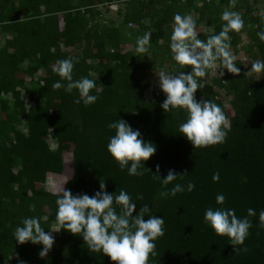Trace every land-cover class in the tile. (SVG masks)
I'll use <instances>...</instances> for the list:
<instances>
[{
	"label": "trees",
	"instance_id": "obj_1",
	"mask_svg": "<svg viewBox=\"0 0 264 264\" xmlns=\"http://www.w3.org/2000/svg\"><path fill=\"white\" fill-rule=\"evenodd\" d=\"M229 1L0 0V264H114L109 257L90 252L82 236L64 229L56 232L45 257L39 255L42 245H21L13 238L27 217L39 218L46 232L53 225L59 229L55 219L59 193H51L45 180L47 174L66 169L64 187L73 195L92 196L103 179L109 193L124 190L132 197L137 204L133 215L148 205L151 215L163 217L164 235L155 241L149 264H264V229L259 227L264 211V72L248 75L236 60L239 75L224 70L220 77L218 69H210L198 78L204 86L195 94L197 101L208 100L222 109L214 90L218 86L232 97L233 114L228 117L222 109L228 121L223 144L197 149L178 132L186 113H165L160 106L165 95L156 84L150 86L146 75L154 63L170 75L191 71V66L180 67L172 59L174 17L192 15L198 38L206 41L222 30L221 5ZM111 2L122 7L113 20L103 23L99 7L106 9ZM237 6L247 22L241 30L249 33L250 41L241 40V31L232 32L230 48L235 52L241 46L240 53L254 62L264 61V42L257 36L264 31V12L252 17L256 8L264 11V0H236ZM149 32V52L138 55L137 38ZM69 57L79 61L74 80H95L90 94L98 96L96 103L86 107L74 102L79 99L76 90L68 94L52 89L60 79L52 67ZM119 119L156 147L144 162L149 170L143 169V176L121 171L107 151L114 135L108 124ZM157 165L161 179L169 169L186 172L174 182L184 185L185 191L161 197L162 185L153 176ZM217 172L220 179L213 182ZM189 182L195 185L191 192ZM218 194L226 197L223 207L253 225L240 246L246 251L236 253L227 237L215 235L203 223L205 210L219 207ZM32 204L34 212L29 210ZM250 208L255 216H247Z\"/></svg>",
	"mask_w": 264,
	"mask_h": 264
},
{
	"label": "clouds",
	"instance_id": "obj_2",
	"mask_svg": "<svg viewBox=\"0 0 264 264\" xmlns=\"http://www.w3.org/2000/svg\"><path fill=\"white\" fill-rule=\"evenodd\" d=\"M228 3L230 6L228 8ZM236 0L225 2L227 10L221 14L222 30L209 37L206 41L198 38L196 22L190 15H176L174 27L170 36V51L172 59L180 67L191 66V71L179 72L177 75H170L161 70L156 87L165 95L160 105L165 113H175L182 110L186 113V121L178 127L180 136L184 137L194 149L207 148L217 144H223L227 137V123L224 109L217 94L222 109L215 103L208 100L196 99V92L204 85L198 78H204L208 70L219 68V76L223 77L225 71L239 75L240 68L234 63V56L230 51V33L239 32L244 28L246 18L240 7H235ZM122 6L118 3H108L106 9L109 13L116 15ZM232 7L236 11H231ZM255 8V7H254ZM100 10V9H99ZM101 11V10H100ZM112 11V12H111ZM258 9L253 10L252 17L260 14ZM263 9L261 14H263ZM102 15L105 14L101 11ZM106 13V11H105ZM260 14V15H261ZM111 16V15H110ZM112 17V19L114 18ZM248 18V16H246ZM103 23L106 19L102 18ZM95 22V21H93ZM100 22V21H99ZM90 25V24H89ZM130 26V23L128 24ZM261 42H264V31L257 32ZM151 33H145L137 38L135 52L138 55L146 54L150 48ZM78 59L69 57L58 60L52 67V72L60 79L52 85L53 90L63 89L66 93L72 94L73 90L78 93L79 99L74 102L84 106H90L98 100L97 95L90 94L96 88L93 79L81 77L73 79V70ZM264 72V61L257 60L251 64L249 74ZM44 87V82H41ZM218 93V92H217ZM232 108V107H231ZM109 130H114V135L109 138L107 151L110 157L116 162L121 171L127 169L130 176H143V169L155 153L156 147L152 142H145L139 130H134L125 120L119 119L108 124ZM149 170V169H147ZM155 179L162 185L160 196L163 198L175 197L178 193L185 191L181 183H174L183 179L188 174H177L175 170L169 169L165 178H160V166H156ZM61 174V173H60ZM45 184L51 193H59L56 199V224L59 229L46 232L41 227L39 218L27 217L17 226L13 238L19 244L32 243L42 245L39 255L45 257L53 248L55 237L52 232L64 229L74 236H82L87 249L93 253H100L110 258L114 264H149L150 255L155 254V241L164 235L163 217L151 215L150 207L144 205L136 215V203L124 190L113 194L106 190V181L101 179L99 190L92 196L86 193L73 195L70 190L63 187L60 192L53 190L50 184ZM59 175V174H51ZM219 173L213 175V182H218ZM173 185L170 189L168 185ZM195 185L187 184V191L191 192ZM137 199H143L138 196ZM226 197L223 194L216 196V204L219 207H209L205 210L203 223L210 228L215 235L227 237L230 244L234 246L236 253L246 251L242 248L252 228L251 221L245 218H238L234 209L223 207ZM34 212L36 205L29 206ZM254 209H248L247 216H255ZM145 217H148L146 220ZM259 227L264 229V211L259 214Z\"/></svg>",
	"mask_w": 264,
	"mask_h": 264
},
{
	"label": "rangeland",
	"instance_id": "obj_3",
	"mask_svg": "<svg viewBox=\"0 0 264 264\" xmlns=\"http://www.w3.org/2000/svg\"><path fill=\"white\" fill-rule=\"evenodd\" d=\"M229 6H230V3H228V8H229ZM221 7H222L223 11L227 10V6L224 3H222ZM99 9L105 14V18L104 19L113 20L112 17H114V15L109 13V9L108 10H104V8H99ZM256 9H258L260 14H261L262 9L261 8H256ZM105 11H106V13H105ZM190 16L193 18L192 15H190ZM247 28H249V27H247ZM240 31H241V33L239 34V37L241 38V40L243 39V42L250 41L249 33L247 34L245 29H244V31L243 30H240ZM2 43H3V40H1V38H0V47H1ZM233 50L230 48V51L232 52V54H233V56L235 58L234 62L237 60L239 62V65L242 66V69H244V73H247L248 75H250L248 72L251 70V64L254 63L253 59H250L245 52L240 53L241 50H242L241 46L237 47V49L235 51L239 55H236ZM154 64L156 65V67L153 70H150L151 72H147V74H146L148 76V79H149L151 87L158 82V77L156 76V74L158 75L159 72L161 70H163L162 68H160L158 66L157 63H154ZM217 69H218L217 75H219V68L217 67ZM253 75L254 76H258L257 74H253ZM207 81L209 82V80H207ZM214 90L216 92H218V97H219V99L221 101L223 109H224L226 115L228 117H230L233 114V110L231 108L232 97H230V96H228L226 94V90H223V88H219L218 86H217V88H214ZM150 93H151L150 88H148L145 91V93H144L145 97L149 98ZM23 98L26 100V98L24 96H23ZM227 122L228 121L226 120V123ZM66 164H70V157H68V159L66 161ZM67 173H68V169H66L62 174H59V175H51V174H49L48 177H47V181H46L47 185L49 183L53 190H56L57 192H60V190L66 185V182H68ZM56 230H57V226L53 225L52 226V231H56ZM52 235L55 237L56 236V232H53Z\"/></svg>",
	"mask_w": 264,
	"mask_h": 264
},
{
	"label": "crops",
	"instance_id": "obj_4",
	"mask_svg": "<svg viewBox=\"0 0 264 264\" xmlns=\"http://www.w3.org/2000/svg\"><path fill=\"white\" fill-rule=\"evenodd\" d=\"M259 8L263 9L262 7H259ZM111 12H112V11H111Z\"/></svg>",
	"mask_w": 264,
	"mask_h": 264
}]
</instances>
